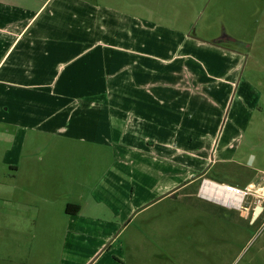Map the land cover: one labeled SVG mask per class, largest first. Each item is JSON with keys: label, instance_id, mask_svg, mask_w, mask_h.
<instances>
[{"label": "crops", "instance_id": "crops-1", "mask_svg": "<svg viewBox=\"0 0 264 264\" xmlns=\"http://www.w3.org/2000/svg\"><path fill=\"white\" fill-rule=\"evenodd\" d=\"M119 4L120 0H0V133L10 135L12 142L5 151L20 148L19 157L22 155L24 129L50 134L74 123L72 118L47 122L38 116L41 111L52 112L50 119L60 111H85L89 121L94 117L91 126L108 132V136L92 137L101 144L106 138L111 147L105 153H94L95 157L115 161L109 169H100L86 154L71 155L75 165L66 167V157L48 154L51 165L34 169L23 163L24 156L19 161L17 156L4 157L8 175H1L13 177L15 189L17 177L32 182L36 203L31 205L35 210L27 214L13 190L5 195L0 201V233L13 223L44 225L36 235L33 228L28 246L31 249L33 239L39 246L47 242L48 249L59 246V256L56 263L47 260L40 264H121L118 253H107L119 219L123 222L131 214L178 195L225 210L228 207L222 203L198 194L203 179L245 187L257 184L264 174L260 161L255 164L264 155L241 146L229 134L216 135L217 111H188L190 102L187 111H161L162 105L153 103L147 76L139 82L133 74L137 69L119 59L124 50L100 38L105 32L114 34V25L115 32L119 31L120 19L133 17L131 8L121 9ZM152 4L156 7V0ZM175 10L178 15L171 17L159 6L149 10V15L160 16L161 23L151 22L150 27L174 37L179 59L193 51L214 49L234 52L241 61L243 54L225 40L200 34L189 21L185 27L171 24V18L179 22V6ZM127 30H131L129 23ZM174 56L165 61L169 63ZM123 67L134 71L127 73ZM145 67L151 68L149 64ZM138 82L141 87L135 86ZM123 83L131 89L128 104H123L121 95L126 89L116 87ZM75 85H81L80 89ZM104 87H110L112 96L99 99L108 93ZM80 97L84 98L83 108L78 110L75 102ZM124 147H129L127 153L122 151ZM243 149L244 162L237 158ZM249 155L251 162L246 164ZM259 172L263 173L259 176ZM3 177L1 183L10 182ZM55 201L56 208L52 206ZM255 201L264 207V192L257 190L246 199L243 217ZM67 204L78 205V211L65 212ZM61 221L62 228H57L55 224ZM248 225L253 224L248 221ZM14 230L22 232L21 227ZM116 251L120 253V249ZM28 259L27 263H36V259Z\"/></svg>", "mask_w": 264, "mask_h": 264}, {"label": "rangeland", "instance_id": "rangeland-1", "mask_svg": "<svg viewBox=\"0 0 264 264\" xmlns=\"http://www.w3.org/2000/svg\"><path fill=\"white\" fill-rule=\"evenodd\" d=\"M151 1L153 0H130L128 3V0H120L121 9L128 6L133 17L129 20L120 19L119 31L115 32L114 25V34L111 31L105 32L100 38L104 43L124 50L119 53V59L137 69L133 74H136L139 82L147 76L146 79L151 82L149 93L153 96L152 101L162 105L161 111H182L184 108L187 111L188 102V111H217L220 122L217 136L221 138L229 134L236 143L264 155V0H156V7L150 5ZM159 6L171 17L178 15L175 8L179 6V22L171 18V24L185 27V22L189 21L193 28L200 30L199 33L206 37H227L224 38L226 43L243 54L241 61H237L238 56L234 52L214 49L193 51L186 59H179L176 41L172 40L174 37L150 27L151 22L161 23L158 18L160 16L149 15V10ZM128 23L130 31L127 30ZM108 55L111 57L112 52H108ZM113 55L118 54L113 52ZM172 55H175L172 61H165ZM145 64H149L151 68L147 69ZM129 69L130 67H123V71L127 73ZM130 71L133 72L134 69ZM139 82L135 86L141 87ZM125 84H116V87L126 89L121 94L123 104L127 103V93L131 90ZM80 86L75 85L77 90ZM109 88H103L108 93L99 99L112 96ZM83 100L80 97L75 102L78 110L83 108ZM51 113L41 111L38 116L50 123L53 119L68 121L70 118L74 123L71 127L59 126L50 134L42 130L33 132L31 129H24L20 145L24 164H32L34 169L48 168L51 165V160L47 161L48 154L55 158L66 157V167H74L71 155L80 154H86L96 168L109 169L115 163L95 157L97 155L94 153H105L111 147L106 138L104 144L91 140L98 135L108 136L106 129L91 126L94 117L89 121L85 111H73L69 114L60 111L50 119ZM38 116L34 115V119ZM10 147L11 136L2 131L0 201L13 190V196L24 203V211L29 214L35 210L31 205L36 203L32 200V182L28 184L22 182V177L21 181L17 177L18 188L15 189L11 182L14 178L1 175V172L8 175L4 157L5 160H10V157L17 156L16 161L21 157L20 148L17 151L11 148L7 153L5 150ZM128 148L124 147L122 151L127 153ZM244 154L245 149L241 150L237 158L242 160ZM259 161L262 168L264 156L261 159L258 157L255 164H259ZM250 162L251 155L246 164ZM89 166L92 167L91 164ZM262 173L259 172V176ZM2 177L10 182L4 180L5 184L1 183ZM196 202L198 201L192 197L184 199L178 195L165 198L137 215L131 214L123 222L119 219V225L113 228L114 235L109 241L112 246L107 253H118L121 264H264V213L250 226L245 216L239 219L228 214L234 210H223L208 203ZM56 204L55 201L52 206L56 208ZM256 204L248 209V219ZM63 224L61 221L55 226L62 228ZM18 227L22 228V232L14 230ZM39 227L42 231L44 225L13 223L7 226L6 231L0 233V264H29L28 257L36 259L34 264L45 263L47 260L56 263L59 246L48 249L47 242L39 246L34 239L30 241L31 249L28 246L33 228L36 235ZM119 249L120 253L116 251Z\"/></svg>", "mask_w": 264, "mask_h": 264}, {"label": "built area", "instance_id": "built-area-1", "mask_svg": "<svg viewBox=\"0 0 264 264\" xmlns=\"http://www.w3.org/2000/svg\"><path fill=\"white\" fill-rule=\"evenodd\" d=\"M206 186L209 188L208 192L205 190ZM257 190L264 192V174L261 176V179L257 182V184H250L245 187L203 179L200 184L198 194L203 198L222 203L228 208L239 209L243 207L246 199L252 196ZM263 213L264 207L261 206L259 214L256 217H252L250 222L252 223Z\"/></svg>", "mask_w": 264, "mask_h": 264}, {"label": "flooded vegetation", "instance_id": "flooded-vegetation-1", "mask_svg": "<svg viewBox=\"0 0 264 264\" xmlns=\"http://www.w3.org/2000/svg\"><path fill=\"white\" fill-rule=\"evenodd\" d=\"M193 29H195V28H193ZM220 37H221V36H220ZM222 37L227 38V37H225V36H223V35H222ZM221 39H222V38H220V40H221ZM222 40H225V39H222ZM229 209H230V210H234V211H229V212H228V214H230V216H231V214H232V215H234V216H237V218H239V219L244 218V217L241 215V213H240L241 208H239V209L229 208ZM254 210H255V207L252 209L251 216L249 217V220H248L250 224H254V223H256V222L259 220V218H257V219H255L252 223L250 222L251 219H252V217H253ZM246 218H248V215H247Z\"/></svg>", "mask_w": 264, "mask_h": 264}, {"label": "trees", "instance_id": "trees-1", "mask_svg": "<svg viewBox=\"0 0 264 264\" xmlns=\"http://www.w3.org/2000/svg\"><path fill=\"white\" fill-rule=\"evenodd\" d=\"M78 205H74V204H67L65 207V212L69 213V212H76L78 211Z\"/></svg>", "mask_w": 264, "mask_h": 264}, {"label": "water", "instance_id": "water-1", "mask_svg": "<svg viewBox=\"0 0 264 264\" xmlns=\"http://www.w3.org/2000/svg\"><path fill=\"white\" fill-rule=\"evenodd\" d=\"M260 210H261V205H257L255 207V210H254V213H253V217H256L259 214Z\"/></svg>", "mask_w": 264, "mask_h": 264}, {"label": "bare ground", "instance_id": "bare-ground-1", "mask_svg": "<svg viewBox=\"0 0 264 264\" xmlns=\"http://www.w3.org/2000/svg\"><path fill=\"white\" fill-rule=\"evenodd\" d=\"M205 190L208 192L209 191V188L206 186Z\"/></svg>", "mask_w": 264, "mask_h": 264}]
</instances>
